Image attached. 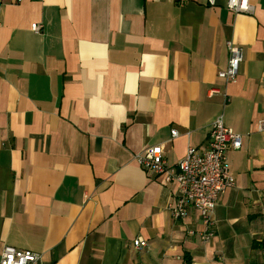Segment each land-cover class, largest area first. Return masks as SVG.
Wrapping results in <instances>:
<instances>
[{
    "label": "crops",
    "instance_id": "crops-1",
    "mask_svg": "<svg viewBox=\"0 0 264 264\" xmlns=\"http://www.w3.org/2000/svg\"><path fill=\"white\" fill-rule=\"evenodd\" d=\"M250 1L251 15L225 0H0V253L29 250L36 264H264V0ZM227 42L242 49L231 83L218 77ZM220 115L241 148L227 153L235 184L203 242L194 209L170 216L176 184L134 156L158 146L176 163L205 146Z\"/></svg>",
    "mask_w": 264,
    "mask_h": 264
},
{
    "label": "built area",
    "instance_id": "built-area-1",
    "mask_svg": "<svg viewBox=\"0 0 264 264\" xmlns=\"http://www.w3.org/2000/svg\"><path fill=\"white\" fill-rule=\"evenodd\" d=\"M21 0H15L19 3ZM211 6L215 0H207ZM225 8L233 14L254 13L250 0H225ZM41 24H32L31 31L40 33ZM228 61L225 70L218 77L225 83L236 80L238 68L242 61V49L232 42L226 43ZM218 89H212L210 94H218ZM227 101V99H226ZM258 132H264V121L257 125ZM172 138L177 137V131L171 130ZM241 148V137L232 129L226 127L223 116L213 119L205 146L202 149L188 147L184 157L176 163H170L164 156L161 147H148L134 156L136 164L148 175L159 177L163 184H176V197L167 207L173 220H182L190 208L200 216L205 230L200 235L203 242H208L214 236V210L220 197L235 184L229 172L227 153ZM132 247L142 251L147 247L146 241L137 239ZM40 254L4 246L0 253V264H36Z\"/></svg>",
    "mask_w": 264,
    "mask_h": 264
},
{
    "label": "trees",
    "instance_id": "trees-1",
    "mask_svg": "<svg viewBox=\"0 0 264 264\" xmlns=\"http://www.w3.org/2000/svg\"><path fill=\"white\" fill-rule=\"evenodd\" d=\"M185 264H190V261L188 260L187 257H186V259H185Z\"/></svg>",
    "mask_w": 264,
    "mask_h": 264
}]
</instances>
